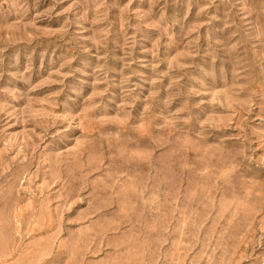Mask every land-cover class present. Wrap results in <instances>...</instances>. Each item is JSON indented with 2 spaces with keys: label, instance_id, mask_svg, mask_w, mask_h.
Instances as JSON below:
<instances>
[{
  "label": "rangeland",
  "instance_id": "rangeland-1",
  "mask_svg": "<svg viewBox=\"0 0 264 264\" xmlns=\"http://www.w3.org/2000/svg\"><path fill=\"white\" fill-rule=\"evenodd\" d=\"M0 264H264V0H0Z\"/></svg>",
  "mask_w": 264,
  "mask_h": 264
}]
</instances>
